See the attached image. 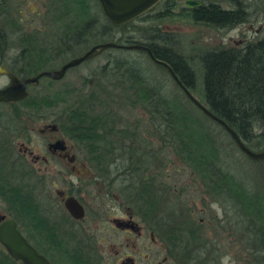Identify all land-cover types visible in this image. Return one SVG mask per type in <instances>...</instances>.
Masks as SVG:
<instances>
[{"label":"trees","instance_id":"trees-1","mask_svg":"<svg viewBox=\"0 0 264 264\" xmlns=\"http://www.w3.org/2000/svg\"><path fill=\"white\" fill-rule=\"evenodd\" d=\"M55 1L59 4L61 0ZM77 1L80 3V8L74 14L84 15L86 4H81L83 0ZM174 1L163 0L159 4V10L154 14L155 17L168 15ZM219 1L202 0L201 5L192 8L182 7L179 13L192 21L217 27H232L246 20L245 10L239 0H226L229 3L227 7L222 6ZM148 10L121 25L110 23L104 16L103 23L96 27L98 22L96 17L87 16L80 20L81 27L70 39L67 35V24L64 23L61 25L63 29L54 46L40 48V51L48 53L49 56L58 57L70 44L80 43L93 34L108 36L105 40L116 42L143 43L150 48L153 56L164 60L171 67L191 93L194 92L197 83L196 69L187 56L174 48V39L160 31L156 24L146 26L138 22L143 19ZM61 14H67V9L64 8ZM82 31H86V36H82ZM114 31H117L118 35L112 39ZM61 35L66 36L62 41ZM34 40L35 38L26 36L27 43L20 48L15 57L17 60L20 59L21 64L14 68L4 63L3 58L9 47V40L6 31L0 27V64L21 77L35 73L37 65L40 64L37 63L40 53L33 44ZM59 41L60 43L57 44ZM126 50L129 49H124ZM136 51L141 58L149 59L144 51ZM196 62L199 68L201 98L199 101L222 118L247 146L252 149L261 147L264 143V38L246 40L240 46L201 50L196 57ZM151 63L161 67L166 76L154 77L143 65L142 60L113 55L106 57L105 62L99 66H95V77L86 91H82L79 87L68 86L52 89L51 85L57 80L43 76L36 84L27 85L29 90L24 98L5 103L14 107L13 117L17 118L24 113L46 116L50 106L61 104L59 115L53 119L59 122L61 128L78 145V148L85 151L92 167L96 170H108L112 163L115 166L111 167V170L112 168L124 170L120 168L122 165L119 167L117 164V156H120L122 160V157L127 155L129 163H131L132 155L136 162L142 160L140 154L135 155L136 153L130 152L131 149L125 146L126 143L134 141L135 126L133 125L132 129L128 128L119 115L120 109L111 107L116 103L129 106L140 105L162 142L166 143L183 164L197 175L208 194L222 195L232 201L233 206L236 207V213L241 212L244 215L248 229L258 234V243L264 247V188L262 191L250 190L235 175L234 170L227 169L224 154L226 146L221 145L213 132L209 130L210 128L203 124L202 118L189 109L181 97L167 92L165 79H172L163 66L153 61ZM181 94L185 97L183 93ZM16 108H20L19 112L15 110ZM210 121L215 126H220L213 120L210 119ZM118 123L119 127L116 128ZM220 130L224 131L222 127ZM224 132L227 134L226 131ZM230 140L233 143L231 138ZM114 153L118 155L113 160L110 155ZM5 164L7 162L0 159V170H11L12 167L8 168ZM1 182L0 194L5 195L10 204L15 205L16 200L23 202L26 215H30L25 225L33 228L35 225L44 227V221H34L31 196L22 193L16 184L11 185L9 179ZM150 204L154 230L167 244L170 256L180 257V264H220L215 258L216 255L212 253L210 257L213 256L215 262L211 261L207 249L200 244V232L193 220L185 225L184 221L175 219V212L170 207L167 208V213L163 214L161 209L159 210L157 200L152 198ZM140 209L143 210L144 206L142 205ZM48 237H46L48 242L54 249L60 250L59 256L66 258L69 264H95L87 255L80 254L74 249L67 258V248L63 247V240L58 235L50 234ZM51 258L54 264L55 259ZM0 264L19 263L2 249Z\"/></svg>","mask_w":264,"mask_h":264},{"label":"rangeland","instance_id":"rangeland-1","mask_svg":"<svg viewBox=\"0 0 264 264\" xmlns=\"http://www.w3.org/2000/svg\"><path fill=\"white\" fill-rule=\"evenodd\" d=\"M83 1L81 4H86L84 15L74 14L80 8V3L77 0H61L60 5L55 0H0V27L6 31L9 40V47L3 58L4 63L14 68L21 64L20 59L17 60L15 57L20 48L27 43L26 36L31 39L35 38L33 44L40 53L37 58V63L40 64L37 65L35 71L55 68L62 61L81 53L91 44L108 39V36L102 35L87 36L80 43L70 44L58 57L49 56L48 53L45 54L40 51V48L54 46L58 41L61 29H63L61 25L64 23L67 24L66 29L69 39L71 36L76 35V30L81 27L79 26L81 24L80 20L87 16L94 15L96 17V20H98L96 27L98 24L103 23L104 15L98 2L96 0ZM162 1H158L138 22L146 26L156 24L160 31L165 32L167 36L174 39V48L189 58L196 69L197 83L195 91L192 93L198 100L201 98L199 95V68L196 65V57L201 50L212 47L240 46L246 40L264 38V0H239L245 10L246 20L232 27H217L203 22H195L182 16L179 13L181 12L179 10L182 6V0H175L171 12L166 16L157 18L154 14L159 10V4ZM219 3L224 7L229 4L226 0H220ZM62 8L67 9V14H61ZM145 32L147 33V31ZM83 33L82 36H86V31ZM112 34V39L118 35L117 31L112 32ZM60 38L62 41L66 36L61 35ZM59 43L60 41L57 42V44ZM113 55L142 60L143 65L150 70L148 72L151 75L156 78L166 76L161 67L154 65L149 59L141 58L138 51L131 49L124 51L121 48L109 47L68 68L62 78L57 79L51 85V88L57 89L68 86L79 87L82 91L88 90L95 77V66H99L105 62L106 57ZM7 81V76L0 74V86L7 83ZM165 83L168 88L167 92L181 97L186 106L202 118L203 124L210 128L209 130L213 132L221 145L226 146L224 154L225 162L228 165L227 169L234 170L235 175L250 190L262 191L264 188V159L251 160L246 157L231 142L228 135L220 130V126H215L187 98L182 96L180 88L172 80L165 79ZM27 90H29L28 86ZM60 105L50 106L46 116L24 113L17 118L13 117L14 107L11 104L0 102V143L2 145L5 143L6 158H2L7 162L5 166L12 167L11 170H23V168H20L21 166L17 167L16 162L17 160H24L27 165L26 170L29 168L35 170L37 166H41L42 169L40 170H55L53 167H56L57 164L53 159L48 164L46 163L44 167L42 162L33 163L32 155L24 154L22 158L18 157L15 152L20 145L29 146L32 154H43L47 157L48 154L45 148L47 137L57 134L67 139L68 152L74 155V160L67 163V170L90 173L89 170L95 169L89 159L82 153V150L78 148V145L67 136L64 129H58L54 133L48 131L39 133L38 130L43 124L59 115ZM111 107L120 109L119 115L128 128L132 129L135 126V139L132 143H126L125 146L131 149L130 152L136 153L135 155L140 154L142 157V160L136 162L134 155H132L131 163H129L128 158H126L127 155L122 157V160L120 156H117L116 162L119 167L122 165L120 168L127 170L131 166L132 169L130 168V170H142L145 178L150 176L146 174V172H149L148 170H164L166 172L162 175V188L164 191L161 199L157 198L158 206L163 207H159L161 213H167V208L170 207L175 212L176 220L184 221L185 225L193 220L194 225L200 232V244H203L202 247L207 249L209 257L210 253L216 255L215 258L219 260L220 264H264V247L258 243V234L248 229L244 215L241 212L236 213V207L225 196L216 195V197L207 193L206 187L197 175L183 164L182 160L171 151L166 143L162 142L160 136L151 127L143 108L140 105L129 106L120 103H116ZM15 110L19 112L20 108ZM115 127L118 128L119 123ZM116 155L118 154H111V159L114 160ZM109 164L111 165V162ZM111 167L109 166L108 170H111ZM27 180L25 185L29 186L26 187L27 190L25 191L21 185H18L19 190L28 196L30 195L27 191L34 192L35 199L36 197L39 198L36 201L41 207L42 214L48 216V222L53 221L52 227H58V231L51 232L63 240L62 245L65 249L67 248V258L68 254L72 253L74 249L80 254L87 255L95 264H120L121 259L126 256L132 257L134 264H180V257H173L168 254L167 244L162 236L154 230L152 219L149 222L144 218L140 219L139 216H135L137 223L142 226L139 235L132 232L126 233L111 226L113 225L110 222L111 216L121 215V209H118L119 206L114 201L112 202L104 197L101 198V202L98 198H93V202H88L92 205L91 207L102 204L103 206H100V208L103 209V212L99 217L92 216L90 210L85 212L81 222L84 227L83 234L75 235L73 231L67 232L66 212L62 209V206L52 202L48 197L55 196L54 188H57L58 185L51 189L45 186L35 188L31 181L33 178ZM96 189L98 190L100 187L94 185L93 188H90L93 192ZM7 202L5 195L0 194V212L7 211ZM11 205L15 208L14 204ZM46 209L51 214L46 212ZM113 209L115 210L113 211ZM105 212L107 214H104ZM71 228L75 229L76 227L71 225ZM26 229L32 232L29 226ZM33 237L37 242V235H33ZM39 239H42V237H39ZM39 241L41 247L46 248L47 255L55 259L54 264H69L66 258L59 256L60 250L54 249L51 243L46 245L45 240ZM2 249L4 250L0 245V250ZM210 258L211 261L215 262L213 256Z\"/></svg>","mask_w":264,"mask_h":264},{"label":"flooded vegetation","instance_id":"flooded-vegetation-1","mask_svg":"<svg viewBox=\"0 0 264 264\" xmlns=\"http://www.w3.org/2000/svg\"><path fill=\"white\" fill-rule=\"evenodd\" d=\"M182 7H184L183 3L181 8ZM58 129L61 130L59 122L51 119V121L43 124L38 131L39 133H44L45 131L54 133ZM56 139H60L62 141L61 143L63 148L48 147V144ZM4 145L5 143L3 145L0 143V159L6 158ZM45 148L48 154L47 157L43 154H32V150L29 146L22 145L17 147L15 154L18 157H22L24 154H30L32 155L31 159L33 163L42 162L44 167L46 166V163L48 164L53 159V161L57 164L56 167H53L55 170H40L42 169L41 166H37L35 170H31L32 168L26 170L27 165L24 160H17L16 164L21 166L20 168H23V170H0V182L3 180L7 181V179H9L11 185H15L16 183L17 188L18 185H21L24 190H27L26 187H29L25 185L27 184V179L31 177L33 178L31 181L35 188L45 186L51 189L58 185L57 188H54L55 196L48 197L52 200V202L62 206V209L67 215V232L73 231L75 235L83 234L82 231L84 230V227L81 222L86 211L90 210L92 216L98 217L103 212V209L100 208V206H103L102 204L95 207H91L92 205L88 204L89 201L93 202V198H98L101 202V198L104 197L107 200H111L112 202L114 201L117 206H119L118 209H121V215L111 216L110 222L113 224L111 226L119 228L126 233L132 232L136 235L140 234L142 226L137 223L135 216H139L140 219L144 218L150 222V201L152 198L157 201L158 199H161L162 192L164 191L162 188V175L163 173L166 174L164 170H148L149 172H146V174H149L150 176H147L146 178L143 176L142 170H115L114 168H112V170H96L93 168L94 170H89L90 173H79L76 170H67V163L74 160V155L68 152L69 146L67 145L66 138L57 134L50 135L47 137ZM84 152L85 151H82V153L87 157ZM112 164V167H114V163ZM7 174L8 176H6ZM94 185L100 187V189H96L94 192L90 190V188H93ZM27 193L31 196L34 205L32 206V216L34 221H44V227H41V225H35V228L30 227L32 232L26 229L27 226L25 224L28 222L30 215H26V209L23 207V202L20 203L21 200L15 201V208L7 202V211H2L0 214H3L4 217L13 218L23 236L39 252L45 255L52 264L50 257L47 255L48 252L46 251V248L41 247L39 240H45L46 245H48L49 242L46 237L50 236V234L51 236H56V234L53 233H55V230L58 231V227H52L53 221L50 220V222H48V216L42 214L41 207L36 201V199L39 198L36 197L35 199L34 192L32 193L31 191H27ZM69 195L73 196L81 205L83 209L82 217H74L68 212V210L65 209L63 199ZM142 205L144 206L143 210L140 209ZM114 210L115 209H113V211ZM45 211L51 214L47 209ZM104 214H107V212ZM45 223H47V225H45ZM71 225L76 228H71ZM131 225L133 226V229L130 227ZM33 235H37V242ZM39 237H42V239H39ZM124 258H130L133 260V258L129 256ZM17 262L19 264H23L19 261ZM120 264H124V262Z\"/></svg>","mask_w":264,"mask_h":264},{"label":"water","instance_id":"water-1","mask_svg":"<svg viewBox=\"0 0 264 264\" xmlns=\"http://www.w3.org/2000/svg\"><path fill=\"white\" fill-rule=\"evenodd\" d=\"M101 8L105 18L114 25H121L125 22L136 18L146 12L159 0H96ZM183 6L192 8L201 5L202 0H182ZM121 48L142 50L147 57L156 64H160L167 71L170 78L180 88L184 96L205 115L207 118L219 124L232 139L236 148L251 160L264 159V143L258 149H252L247 146L237 135V133L219 116L211 112L202 102H200L191 91L185 87L171 67L162 59L153 56L150 48L139 42H116L114 40H103L95 42L88 46L81 53L71 56L62 61L55 68H45L36 71L33 74L19 76L0 64V74L7 76V83L0 86V102H14L24 98L27 93L28 84H36L39 78L46 76L51 79H60L66 70L80 62L87 60L99 53L105 48ZM62 141L56 139L48 144V147L63 148ZM63 205L68 212L74 217H82L83 209L77 200L69 195L63 199ZM133 229V226H130ZM0 245L6 253L16 261L23 264H51L47 257L39 252L19 231L15 220L11 217H4L0 214ZM134 264L130 258H124L120 263Z\"/></svg>","mask_w":264,"mask_h":264}]
</instances>
